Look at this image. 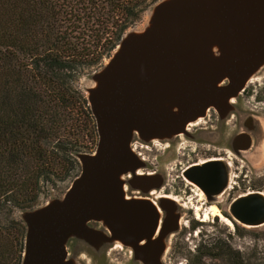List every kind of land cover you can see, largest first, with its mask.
<instances>
[{
    "label": "water",
    "instance_id": "95a60500",
    "mask_svg": "<svg viewBox=\"0 0 264 264\" xmlns=\"http://www.w3.org/2000/svg\"><path fill=\"white\" fill-rule=\"evenodd\" d=\"M114 49L86 96L95 150L77 154L80 171L63 196L20 211L26 227L21 264H71L66 243L75 236L91 244L111 236L143 264H161L163 239L179 228V215L171 198L160 199L161 218L153 201L125 197L123 175L146 165L131 143L169 139L209 109H229L264 65V0H160L146 27L125 32ZM237 137L240 149L250 146L248 134ZM217 165L226 170L209 161L183 175L209 197L225 185L208 188ZM127 183L144 192L162 184L159 175ZM230 213L241 224H263L264 194L236 198ZM92 221H101L105 232L88 226Z\"/></svg>",
    "mask_w": 264,
    "mask_h": 264
},
{
    "label": "trees",
    "instance_id": "16d2710c",
    "mask_svg": "<svg viewBox=\"0 0 264 264\" xmlns=\"http://www.w3.org/2000/svg\"><path fill=\"white\" fill-rule=\"evenodd\" d=\"M156 1L0 0V264L22 262L26 227L15 212L71 182L77 154L97 142L78 76L108 57ZM203 248L193 264H264L225 240Z\"/></svg>",
    "mask_w": 264,
    "mask_h": 264
},
{
    "label": "rangeland",
    "instance_id": "374dc122",
    "mask_svg": "<svg viewBox=\"0 0 264 264\" xmlns=\"http://www.w3.org/2000/svg\"><path fill=\"white\" fill-rule=\"evenodd\" d=\"M159 2L160 0L152 4L144 12L141 19L127 29L126 33L143 30L149 22L152 8ZM114 52L115 49H113L110 55L112 56ZM110 55L103 58L99 64L85 69L78 76L75 86L85 97L88 94V89L96 83L93 78L94 75L107 64ZM244 88L246 89L245 91L242 90L240 94L229 101V109L218 122L217 129L211 127L198 129L201 132L200 135L188 131L189 135H183V143L179 144H174L177 135L169 139H155L151 142L139 141L141 144L148 146H152V143L155 144L153 147L157 149L151 151L154 154L150 155V159L158 161L160 165L158 172L165 176L166 184L165 182L164 184L167 186V190L160 191L159 193L169 194L170 197L175 199L174 211L180 215L179 228L175 232L166 235L163 239L165 249L161 257V264H193L198 260L197 257L203 254L205 250L203 246L205 243L210 241L212 244L220 239L232 244L234 248L239 249L244 255L250 257L252 261H255L258 257H264V223L257 226L241 224L232 217L228 206L229 201L239 194L256 190L264 194V65L249 78ZM212 112H214L213 109L207 111V116ZM207 116L202 117L200 124L197 126L205 125L204 121L207 120ZM226 120H228L229 124V138H233L237 132L249 133L252 137L250 148L236 151L230 143L228 144L231 140L229 138L225 139L224 136L226 134L222 133L223 128L226 126V123H224ZM222 135L223 138L221 137ZM199 140L207 144L203 146L204 149L209 147L214 148V146L216 149L224 148L226 151L225 154L228 156L226 160L229 162L227 166L229 168L230 187L217 198L219 200L218 202L208 203V196L203 191V193L199 191V188L197 189V195L192 192H189L190 194L186 193L185 195L183 192H173V187L180 182L190 186V183L181 176H175V174L180 173L175 172V168L179 166L178 161L182 156L181 152L185 151L183 149L185 144L191 148L194 146L197 147L195 143L188 144ZM90 146L88 150L84 151L85 153H92L95 150L96 144L95 146ZM164 149H170L171 154L162 158L161 152ZM188 151L190 154L194 153V150ZM155 154H157L156 158H154ZM137 155L146 163L148 152L143 155L146 157L145 159L142 155ZM207 158L210 157L197 155L194 159H189L185 162L182 167L191 162L205 160ZM143 169L141 167L139 170L141 171ZM167 183L172 186L167 185ZM70 184L71 182L69 180L59 183L57 190L39 199V205L45 204L52 198L63 196ZM187 186L182 185L181 187L186 190ZM231 186L235 187V192L228 195V191L233 188ZM154 200L156 201V199ZM211 204L218 207L221 215L231 221V225L224 223L219 215L209 214L206 219L204 218L203 213L208 210L207 208ZM197 207L199 210L196 215L195 209ZM164 214L165 212L161 210V218ZM15 215L17 218H21L22 213L16 211ZM192 225H195V227L192 228ZM88 226L105 232L101 221L89 222ZM106 234L108 233L106 232ZM105 237L102 240L95 241L94 244H91L81 237H71L66 243L69 253L67 258L71 264H143L135 258L131 246L114 241L111 236ZM196 245H201V252L198 256H194V248ZM202 260L207 264H224L222 259L215 257H203Z\"/></svg>",
    "mask_w": 264,
    "mask_h": 264
},
{
    "label": "flooded vegetation",
    "instance_id": "af4514ba",
    "mask_svg": "<svg viewBox=\"0 0 264 264\" xmlns=\"http://www.w3.org/2000/svg\"><path fill=\"white\" fill-rule=\"evenodd\" d=\"M245 87H246V85H245ZM243 90L245 91L246 89L244 88ZM213 111L214 112H212L208 116H207V113H206L205 116H207V120L204 121L205 125L197 126L198 124H200V122H201L200 120L195 122V123L190 124L188 127H186V133L177 135L174 144L183 143V141H182V139H184L183 135H185V136L187 135L188 136L189 135L188 131L195 132L198 135H200L201 132L198 131V129H206V128H209V127L217 129L218 128V122L221 120V118H222V116L224 114H219L215 110H213ZM224 123H226V126L223 128V132L222 133L226 134V136H224V138L228 139L229 136H230V134L228 132V127H229L228 120L224 121ZM241 133L248 134L250 136L251 143H250V146L248 148H250L251 144H252V137H251V135L249 133L237 132L234 135L233 138H231V139L229 138V140H231V142H228V144L230 143V145H232V147L236 151L246 150V149H240L241 148L240 147L241 146L240 142L236 141L237 138H238L237 136L240 135ZM221 137L223 138V135ZM192 143H195L197 147L194 146L195 148L194 147L191 148L190 146H187L185 144V146L183 147V149L185 151L181 152L182 156L180 157V160L178 161L179 162V166H178V168H175V172H178V173L180 172L179 174H175V176H177V177L181 176L184 180H186L188 183H190V186H187V184H183L182 182H180L175 187H173V192H183L184 195L186 193L190 194L191 192L197 195L198 194L197 189L198 188L201 189L197 184H195V183H193V182H191V181H189L188 179L185 178V176L183 175L184 171H186L187 169H191L195 165L202 164L204 162H209V161H216L218 163H223V164H225V166L229 165V162L226 160L228 156L225 154L226 151L224 150V148H217L216 149L215 146H214V148H210L209 147V148H205L204 149L203 146H205L207 144L205 142H203L202 140H199L197 142H190L188 145H191ZM153 146H155L154 143H152V146H148V145L141 144L139 141H136V143L134 145V151L137 154L142 155V156L144 155V153L148 152V155H147V158L145 156H143L144 159L146 158V165H145L143 170L140 171V170L136 169V170H134L133 173H127V174L123 175L124 179H126V183L124 185L125 197L126 198H138V197L144 196V198H147V199H149L151 201H155L154 199H156L155 202L157 204H159L160 199L163 198V197L171 198L173 201H175L174 198L170 197L169 194L159 193L160 191L167 190V186H165V184H166L165 176L161 175L158 172V170H159L158 167L160 166L158 161H153L152 159H150V155L154 154L151 151L157 149V148H155ZM188 150H194V153L190 154ZM170 154H171V150L170 149H167V150L164 149L161 152L162 158H164V157H166V156H168ZM197 155H206V156H209L210 158H207L205 160L196 161V162H191L188 165H185L184 167H182V165H184L185 162H187L189 159H191V160L194 159ZM156 156H157V154L154 155V158H156ZM175 157L177 158V156H175ZM217 166H218V168H217V171H216V174H215V176L217 178L214 181H212V187L210 186V184H208V188H214L218 183L223 182L224 180H225V185H224V187L221 189V191L219 193L210 194L209 197H207L208 198V200H207L208 203L209 202H218L219 200H217V198H219V196L222 195L227 190L228 187H230L229 168H228V166L226 167V170L224 168H220V165H217ZM137 175H159L162 184L160 186H158V187L153 186L150 189H148L146 192H144V191H142L140 189H137V188L131 186V184L127 183L132 178H134V176H137ZM164 182H165V184H164ZM151 184H153V183H151ZM167 185L172 186L171 184H168V183H167ZM182 185L183 186H187V189L186 190L182 189V187H181ZM231 187H233V186H231ZM256 191H259V190H256ZM256 191L246 192L244 194H239L238 196L233 197L228 203L229 209H230L231 203L234 200H236V198H238L240 196H243L245 194H248V193L256 192ZM233 192H235V187H233L230 191H228V195L233 193ZM176 213L179 215L178 212H176ZM164 215H166V213ZM179 218H180V215H179Z\"/></svg>",
    "mask_w": 264,
    "mask_h": 264
},
{
    "label": "bare ground",
    "instance_id": "6f19581e",
    "mask_svg": "<svg viewBox=\"0 0 264 264\" xmlns=\"http://www.w3.org/2000/svg\"><path fill=\"white\" fill-rule=\"evenodd\" d=\"M201 118H202V117L198 118L196 121L189 122V123L187 124V127H188L190 124L195 123V122L201 120ZM199 191L202 192L201 189H200ZM201 192H200V193H201ZM202 193H203V192H202ZM174 200H175V199H174ZM153 202H154V204L157 205V207L159 208L158 204H157L155 201H153ZM207 209H208V210L204 211V213H203L205 219L208 217L209 214H210V215H219V216H221V219H222V221H223L224 223H226V224H228V225H231V221H230L227 217L221 215V213H220V211H219V209H218V207H217L216 205L212 204V205H210L209 208H207ZM195 210H196L195 213H196V215H197V214H198V210H199V208L197 207ZM159 211L161 212L160 208H159Z\"/></svg>",
    "mask_w": 264,
    "mask_h": 264
},
{
    "label": "built area",
    "instance_id": "2783aa9c",
    "mask_svg": "<svg viewBox=\"0 0 264 264\" xmlns=\"http://www.w3.org/2000/svg\"><path fill=\"white\" fill-rule=\"evenodd\" d=\"M135 143H136V141H134V142H132L131 143V147H132V149L134 150V145H135ZM140 168H138V170H139ZM129 175V174H128Z\"/></svg>",
    "mask_w": 264,
    "mask_h": 264
}]
</instances>
